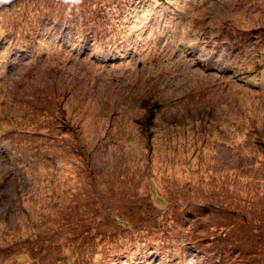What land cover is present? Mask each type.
<instances>
[{
  "label": "rangeland",
  "instance_id": "rangeland-1",
  "mask_svg": "<svg viewBox=\"0 0 264 264\" xmlns=\"http://www.w3.org/2000/svg\"><path fill=\"white\" fill-rule=\"evenodd\" d=\"M0 264H264V0H0Z\"/></svg>",
  "mask_w": 264,
  "mask_h": 264
},
{
  "label": "trees",
  "instance_id": "trees-1",
  "mask_svg": "<svg viewBox=\"0 0 264 264\" xmlns=\"http://www.w3.org/2000/svg\"><path fill=\"white\" fill-rule=\"evenodd\" d=\"M143 15H145V14L142 13V16H143ZM148 16H149V15H148ZM91 38H92V39H91L90 42H91V44H93L94 41H95V37H91ZM70 47H71L72 49L74 48V47H72L71 45H70ZM79 47H81V46H79ZM22 48H23V47H22ZM94 48H95V47H94ZM95 49H96V48H95ZM102 49H103V45H102V46L100 45V46L97 48V50H95V51H101ZM124 50H125V49L122 48L121 50H119V51H117V52L123 53ZM109 55H110L109 57H111V59H112L114 54H112L111 52H109ZM99 56H101V55H99ZM112 60H115V58H113Z\"/></svg>",
  "mask_w": 264,
  "mask_h": 264
}]
</instances>
